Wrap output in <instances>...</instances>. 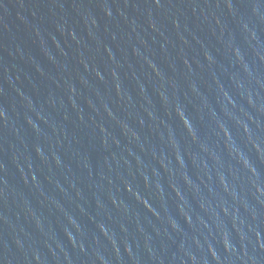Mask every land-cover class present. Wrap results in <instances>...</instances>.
Returning a JSON list of instances; mask_svg holds the SVG:
<instances>
[{
  "label": "water",
  "instance_id": "water-1",
  "mask_svg": "<svg viewBox=\"0 0 264 264\" xmlns=\"http://www.w3.org/2000/svg\"><path fill=\"white\" fill-rule=\"evenodd\" d=\"M164 264H264V17Z\"/></svg>",
  "mask_w": 264,
  "mask_h": 264
}]
</instances>
